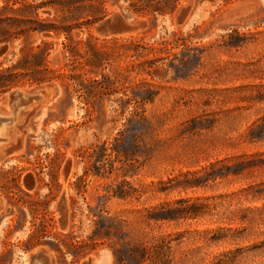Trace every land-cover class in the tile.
<instances>
[{"label": "rangeland", "instance_id": "obj_1", "mask_svg": "<svg viewBox=\"0 0 264 264\" xmlns=\"http://www.w3.org/2000/svg\"><path fill=\"white\" fill-rule=\"evenodd\" d=\"M122 4L75 32L105 53L99 83L12 89L50 94L2 126L0 264H264V0ZM41 38L71 72L65 36Z\"/></svg>", "mask_w": 264, "mask_h": 264}, {"label": "trees", "instance_id": "obj_2", "mask_svg": "<svg viewBox=\"0 0 264 264\" xmlns=\"http://www.w3.org/2000/svg\"><path fill=\"white\" fill-rule=\"evenodd\" d=\"M0 5V52L6 53L15 47V61L5 64L0 62V95L20 86L41 85L58 79L70 81L85 88L87 82L99 83L98 79L85 77L91 71L90 66L99 68L103 64L105 53L95 42L96 38L88 36L78 38L75 32L83 31L105 19L110 13L109 5L123 3L127 10L138 13H172L183 0H2ZM41 11H46L45 16ZM54 33L64 35V49L67 53L71 72L51 66L50 56L54 49L52 41L41 38L36 42L35 34ZM134 42V41H132ZM140 45V44H139ZM84 50V51H82ZM91 54L93 60L87 56ZM68 64V65H69ZM77 70H81L77 73ZM98 73V70H96ZM79 248V247H78Z\"/></svg>", "mask_w": 264, "mask_h": 264}, {"label": "water", "instance_id": "obj_3", "mask_svg": "<svg viewBox=\"0 0 264 264\" xmlns=\"http://www.w3.org/2000/svg\"><path fill=\"white\" fill-rule=\"evenodd\" d=\"M106 27L105 25L102 28ZM10 93V103L12 109L17 110L18 108L28 109L39 103H42L50 94L48 87H42L38 89H33L30 91H25L23 89H15L9 92ZM22 110V111H23ZM21 111V112H22ZM0 111V121L4 119H12L8 113V116ZM2 136H0V140H2ZM65 196H62L61 201L59 203V208L61 211V221L62 224H65ZM29 264H51L50 257L43 251H40L29 257ZM89 264V263H86Z\"/></svg>", "mask_w": 264, "mask_h": 264}, {"label": "bare ground", "instance_id": "obj_4", "mask_svg": "<svg viewBox=\"0 0 264 264\" xmlns=\"http://www.w3.org/2000/svg\"><path fill=\"white\" fill-rule=\"evenodd\" d=\"M9 99H10V93H9ZM21 109H22V108H18L17 110H15L16 113H14V109H12V113H11V115H10L12 119H10V120H9V119H4V120H1V121H0V136H2V138H3L2 140H0V143H1V142H4L5 140L8 139V138H7L6 136H4L3 133H2V126H3V123H4V122H7V123H11V122H13V121L15 120L16 116L18 115V113H19V111H20ZM3 144H4V143H3ZM0 145H2V144H0ZM30 255H31V254H30ZM32 255H34V254H32ZM32 255H31V256H32Z\"/></svg>", "mask_w": 264, "mask_h": 264}]
</instances>
